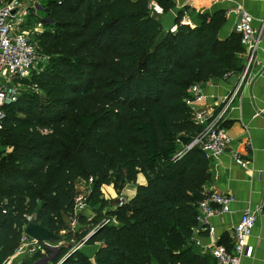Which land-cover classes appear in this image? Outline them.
I'll list each match as a JSON object with an SVG mask.
<instances>
[{
  "label": "trees",
  "instance_id": "16d2710c",
  "mask_svg": "<svg viewBox=\"0 0 264 264\" xmlns=\"http://www.w3.org/2000/svg\"><path fill=\"white\" fill-rule=\"evenodd\" d=\"M44 8L51 23L34 36L51 56L34 74L41 92L7 104L0 129L10 147L0 172V264L20 246L26 214L56 234L70 217L90 224L74 211L77 181L90 177L94 207L107 205L106 185L121 193L135 184L136 193L86 240L100 243L95 262L75 251L61 264H217L193 241L210 160L198 146L179 156L178 139L202 128L186 101L190 87L240 68V34L220 37L226 12L188 24L180 11L167 32L149 0H47ZM59 250L57 260L67 249Z\"/></svg>",
  "mask_w": 264,
  "mask_h": 264
},
{
  "label": "crops",
  "instance_id": "0c3cea01",
  "mask_svg": "<svg viewBox=\"0 0 264 264\" xmlns=\"http://www.w3.org/2000/svg\"><path fill=\"white\" fill-rule=\"evenodd\" d=\"M150 2L155 5L153 9H150L151 15L161 20L166 11L161 6L160 0H149ZM173 2L175 7L171 10L177 15L182 11L183 19H189L190 23H197L200 14H212L224 10L227 20L220 31L221 38H226L235 32L234 26L240 17L238 8L244 9L254 17L255 27H259L261 19L264 18V0H173ZM259 57L264 61V46L259 51ZM236 59L239 70L233 71L227 78L209 79L204 85L205 98L194 105L196 111L205 110L212 116L220 115L226 132L232 138L225 153L219 159L210 160V179L204 186L205 193L218 192L231 195L234 198L231 210L212 217L214 233L197 227L193 228V241L201 247L202 252L210 254H212V248L217 245H224L227 249H231L233 231L243 213L254 211L259 205L264 206V69L251 83L245 81L236 91L240 71L242 72L246 62L245 51L237 53ZM235 154L245 159L247 166L237 163ZM142 182H144L143 176L139 179V183ZM136 188L135 184L126 185L123 193H128L127 201L135 195ZM55 242H51V245ZM248 245L251 249L250 254L242 257L241 264H264V217L262 215L257 217ZM99 247L100 243H84L79 245L78 251L84 252L92 262H95L94 256ZM49 250L51 248H48L45 254L28 253L26 257L38 255L33 264H57V256L49 253ZM15 253L11 257H14ZM9 260L7 264L16 263H10Z\"/></svg>",
  "mask_w": 264,
  "mask_h": 264
},
{
  "label": "built area",
  "instance_id": "2783aa9c",
  "mask_svg": "<svg viewBox=\"0 0 264 264\" xmlns=\"http://www.w3.org/2000/svg\"><path fill=\"white\" fill-rule=\"evenodd\" d=\"M155 5L150 2L149 8L153 9ZM16 10L15 12H13ZM240 14L238 21L234 26V31L241 36L243 50L246 53V62L242 72L240 71L239 83L237 89L248 81L251 83L257 74L264 69V61L259 57V51L264 46V18L261 19L259 27L254 25V17L242 8H238ZM27 13V8L23 0H0V129L6 118L5 107L7 104L15 102L20 97V90L34 71H38L41 64L49 63L51 56L44 53L37 39L30 36L27 31L20 28L23 17ZM182 23H190L189 19H182ZM177 25L172 31H175ZM258 68V70H256ZM233 71L227 72L222 77L227 78ZM206 82H198L190 87V97L186 99L191 107L195 121L202 126L199 133L184 145L181 139L179 156L184 155L192 148L198 146L205 153L209 160L219 159L229 147L232 138L226 132L220 115H211L207 111H196L194 105L205 98L204 85ZM6 155V154H5ZM4 157V151L0 150V172L1 163ZM235 161L242 166H247V161L238 154L234 156ZM80 193L75 198L74 211L83 212L88 202V192ZM204 199L199 202L198 217L196 225L201 230L214 233L212 217L230 212L231 204L234 198L231 195H223L218 192L205 193ZM127 199L120 197V205H123ZM78 210V212H77ZM6 212V210H4ZM258 215L264 217V206L254 211H245L236 224L233 231V242L231 249L224 245H217L212 248V255L217 264H241L242 257L250 254L248 239L251 236L256 225ZM26 224L21 237V246L26 248L29 254L36 252L45 254L48 248H52L51 242L41 240L30 236L27 233L28 225L35 222V215H25ZM110 222L109 220L104 223ZM195 228V227H194ZM94 233V232H93ZM88 235L82 244L86 243ZM198 243V242H197ZM18 249L19 250L21 249ZM79 247H76L77 249ZM21 253V252H20ZM72 254V253H69Z\"/></svg>",
  "mask_w": 264,
  "mask_h": 264
},
{
  "label": "rangeland",
  "instance_id": "374dc122",
  "mask_svg": "<svg viewBox=\"0 0 264 264\" xmlns=\"http://www.w3.org/2000/svg\"><path fill=\"white\" fill-rule=\"evenodd\" d=\"M24 5L27 8V13L23 17L22 23L20 25V28L27 31V33L30 34L32 38H35L34 36L37 33L43 32L46 30L47 24H50L51 21L48 18L46 11H45V5L47 3V0H23ZM45 22V23H44ZM36 39V38H35ZM46 53V52H44ZM47 54V53H46ZM48 63L41 64L38 71H34V73L31 74V76L25 81L24 86L20 90V96L24 95L28 92H41V89L37 86L35 80H34V74L37 75L39 73H42L45 68L47 67ZM208 81V80H207ZM205 81V82H207ZM0 150L4 151V156L7 154V152L10 150L9 146H6L0 142ZM95 179L93 177H90L89 179H79L77 181L76 186L80 190V193H85V191L90 193L93 189V183ZM133 187V186H132ZM128 191V190H126ZM86 192V193H87ZM131 193V192H129ZM88 195V197H89ZM104 196L108 200L107 205L104 208H99V206H93L91 205L90 201L88 202L87 206L82 209L83 212L79 213L78 215H82L86 217L89 223H81L78 218L70 217L67 221V226L69 227V230L65 229L60 231L58 235V240L55 242L51 250H49V253L55 254L58 256L59 249L64 247L67 249L65 254L56 261L58 264L59 261L65 260L68 255L67 253H74L75 251H78L79 249H75L76 247H79L85 240V238L90 235L91 233L95 232L96 229L103 224L107 219L109 218V215L111 211L117 210V208L120 206V197L123 196L126 199H128V193H118L116 189L113 187V185L104 186ZM92 221V222H91ZM95 221V222H94ZM113 223H117L115 217L112 218ZM33 223V222H32ZM109 223V222H107ZM93 224V225H92ZM30 225V224H29ZM28 225V226H29ZM88 234V235H87ZM89 238V237H88ZM65 244V245H64ZM24 245L20 248L19 252H16L14 257H11L9 262H18L20 260L24 259H30L26 256H28V251L23 249ZM21 252V253H20ZM67 255V256H66ZM46 258V257H45ZM62 261V262H63ZM61 262V263H62ZM7 264V263H6Z\"/></svg>",
  "mask_w": 264,
  "mask_h": 264
},
{
  "label": "water",
  "instance_id": "95a60500",
  "mask_svg": "<svg viewBox=\"0 0 264 264\" xmlns=\"http://www.w3.org/2000/svg\"><path fill=\"white\" fill-rule=\"evenodd\" d=\"M14 10L13 12H15ZM178 15L173 10H168L164 13L161 24L165 31L169 32L172 31L175 25L177 24ZM181 140L184 145H186L190 141V137L188 136H181ZM27 233L35 238L41 240H47L51 242H55L58 240V235L53 231L49 230L48 228L42 226L37 222L30 223L27 228Z\"/></svg>",
  "mask_w": 264,
  "mask_h": 264
}]
</instances>
